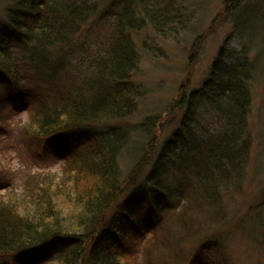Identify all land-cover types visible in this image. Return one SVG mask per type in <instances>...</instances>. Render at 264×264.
<instances>
[{"label": "trees", "instance_id": "16d2710c", "mask_svg": "<svg viewBox=\"0 0 264 264\" xmlns=\"http://www.w3.org/2000/svg\"><path fill=\"white\" fill-rule=\"evenodd\" d=\"M7 1L6 19L0 22V134L7 129L10 97L24 89L36 104L33 133L19 129L28 150L49 144L66 151L74 145L59 154H64V169L58 175L28 177L15 199L8 197L13 189L0 194V254L12 253V264H123L132 252L122 241L128 236L125 221L141 201L148 211L159 212L172 197L192 205L207 199L211 206L221 186L233 183L235 172L237 178L243 175L253 71L245 50L232 49L224 56L221 50L201 88L181 95V126L154 147L144 182L134 185L116 214L104 218L108 205L138 173L122 176L117 163L120 150L131 141V127L110 126L96 136L95 126L123 120L135 107L132 74L138 54L130 30L141 21L120 12L113 40L83 63L87 74L77 72V79L69 73L59 88L45 93L41 87L34 90V83L53 79L52 72H67V53L81 46L74 36L107 0ZM242 1L231 0L227 9L232 15L243 11ZM156 2L141 7L152 27L164 33L179 16L166 0ZM208 110L215 112V121L200 126L197 115ZM157 126L158 120L154 131ZM64 133H75L80 140H57ZM153 134L151 147L158 140ZM171 174L176 176L172 183L164 179Z\"/></svg>", "mask_w": 264, "mask_h": 264}, {"label": "rangeland", "instance_id": "374dc122", "mask_svg": "<svg viewBox=\"0 0 264 264\" xmlns=\"http://www.w3.org/2000/svg\"><path fill=\"white\" fill-rule=\"evenodd\" d=\"M166 1L176 10L180 21L170 25L171 30L165 28L164 33L152 27L141 7L143 3L153 5L157 3L156 0L105 1L74 36L76 44L81 46L67 53V72H52L53 79H41L39 83H34V90L41 87L45 93L51 90L53 93L70 74L71 77L87 74L88 66L83 63L90 54L98 53L100 48L106 47L113 40L116 17L120 12L126 11L127 15L132 14V18L141 21L130 30L138 54V62L132 74L136 92L135 107L123 120L95 126L96 136L97 133L106 132L110 126L131 127V141L120 150L117 163L122 176L131 172L138 174L134 183L124 186L106 208L104 218L110 219L119 211L123 202L132 196L134 185L144 182L147 171L152 167V156L156 152L154 147L158 148L180 128L184 114V107L179 106L181 95L186 97L190 91L201 88L210 76L212 63L221 50L223 56L232 49L245 50L253 72L249 81L251 101L246 132L250 137V145L243 175L237 178L239 174L235 172L233 183L221 186L220 196L211 206L206 204L207 199L192 205L191 200L181 203L172 197L159 212L148 211L146 203L140 200L133 218H126L128 220L125 221L128 236L122 241L132 252L126 254L122 261L123 264H215L219 260L221 264H262L264 0H243V11L238 9L236 15L227 9L233 4L231 0ZM7 5V0H0V22L6 19ZM247 10L250 11L248 16L241 14ZM56 53H59L58 49ZM23 91L21 89L17 96L10 97V114L4 120L7 129L0 134V194L13 189L8 196L10 199L19 197L28 177L61 173L64 169V154H61L62 158L59 154L74 146L70 144L65 151L57 150V145L42 144L36 150H28L27 145L21 141L22 132L19 129L33 133L36 104ZM214 113L212 110L200 112L197 115L200 126L210 127L215 121ZM156 120L158 126L154 131ZM199 129L195 135L199 134ZM154 132L158 140L151 147L150 140H153ZM74 135L64 133L57 140H80ZM181 174L185 175L184 172H177V175ZM164 179L172 183L176 176L171 174ZM204 246L208 247V252L203 250ZM13 262L12 253L0 254V264Z\"/></svg>", "mask_w": 264, "mask_h": 264}]
</instances>
